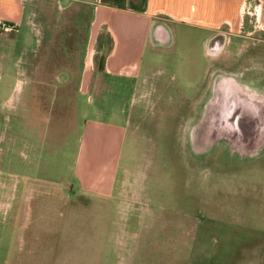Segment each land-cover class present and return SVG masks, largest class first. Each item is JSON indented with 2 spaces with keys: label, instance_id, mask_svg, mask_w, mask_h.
<instances>
[{
  "label": "rangeland",
  "instance_id": "1",
  "mask_svg": "<svg viewBox=\"0 0 264 264\" xmlns=\"http://www.w3.org/2000/svg\"><path fill=\"white\" fill-rule=\"evenodd\" d=\"M36 2L27 0L20 34L0 41V264H264V100L244 104L247 115L249 107L259 116L244 118L248 132L238 139L226 135L199 153L189 140L213 75L233 60L240 69L243 49L256 48L255 35L233 37L224 52L232 49L213 57L205 30L172 24L170 50L146 49L155 65L146 87L112 75V88L96 96L78 92L76 74L70 86L29 83L33 51L66 45L74 17L59 0H40L38 19ZM82 7L75 12L82 14L75 22L80 36L92 15ZM259 13L256 4L244 5L240 34L260 27ZM101 42L108 46L106 34ZM102 102L106 109L96 110ZM128 114L112 194H82L95 189L74 176L87 120Z\"/></svg>",
  "mask_w": 264,
  "mask_h": 264
},
{
  "label": "crops",
  "instance_id": "2",
  "mask_svg": "<svg viewBox=\"0 0 264 264\" xmlns=\"http://www.w3.org/2000/svg\"><path fill=\"white\" fill-rule=\"evenodd\" d=\"M59 1L65 5V8L68 6L66 9L73 11L71 16L74 17L70 18L72 22H75L74 18L78 15H82L75 13L83 10L82 6L91 11L89 29L83 36H78V38L81 37L79 47L69 48L64 45L61 48L55 45L57 47L55 48L51 44L37 47L33 51L36 58L33 62L32 77L31 79L28 77L31 84L51 83L67 86L72 83V74L74 76L76 74L79 80L78 92L90 93V95L93 93L98 96L112 88L109 77L118 75L123 77L124 85H127V82L131 85V82L139 79L140 87L143 88V85L146 87V81L150 76L149 70L155 67L145 58L146 49L170 50L175 42V31L172 24H192L205 30L204 42L209 45L211 38L220 30L240 31L244 21L243 9L247 2L256 4L260 8L258 14L260 27L256 29V36H258L256 48L259 53L264 54V0ZM26 2L27 0H0V20L10 28V31L0 32V41L7 42V37L10 41L11 34L15 33V37L20 34L25 20ZM133 3L140 7L131 5ZM35 5L34 14L37 12L38 19H42L44 15L40 11V0H37ZM39 32L37 31L36 34ZM103 34L107 35L108 46H104L101 42ZM40 36L41 32L38 39ZM104 49H106V57L104 66L101 68L96 59L99 53H104ZM61 56L62 58L59 59ZM51 69H54V72ZM56 70H61L58 76ZM225 76L230 75L225 74ZM132 92L134 89L131 90ZM41 100L40 97L39 102L42 105ZM76 100L78 102V99ZM97 107L96 110L99 111L106 109L103 102ZM78 108L79 104L76 105L75 110L78 111ZM77 114L78 112H75L71 117H76ZM71 117L69 121L72 122ZM124 117L123 120L118 115H113L112 122L87 120L82 143V157L77 162L74 176L83 187L92 184L95 189H83L82 194L92 196L112 194L116 181L117 164L121 159L131 124V114ZM27 146L33 150L31 149L32 141L28 142Z\"/></svg>",
  "mask_w": 264,
  "mask_h": 264
},
{
  "label": "flooded vegetation",
  "instance_id": "3",
  "mask_svg": "<svg viewBox=\"0 0 264 264\" xmlns=\"http://www.w3.org/2000/svg\"><path fill=\"white\" fill-rule=\"evenodd\" d=\"M258 21V18H255ZM257 29V28H256ZM256 29L252 32H244L246 35L240 34V31H232L230 29H223L220 30V32H217L210 40V43L208 45V53L209 55L216 57L215 52L220 51L218 53V56H222L225 52L228 50H231L230 48L227 51L224 52V50L227 48L228 44L230 45L232 42V38L235 37L236 39L239 38V36H243L247 38L248 36L255 35L256 42L258 41V36H256ZM229 35V36H228ZM229 38V39H228ZM228 39V40H227ZM253 39V38H252ZM254 48V47H253ZM248 48L243 49L244 54L240 57V69L237 67V63H234L235 60H231L232 64L229 65L228 70L224 71H217L213 77L217 80L220 75L227 74L230 76H233L235 79V83H239L243 86V93L256 97L257 99L264 100V54L259 53V50L257 51V48ZM250 61L248 63V61ZM229 62V61H228ZM248 63V64H247ZM213 79V78H212ZM232 79V78H231ZM256 79V80H255ZM260 79V80H259ZM238 85V84H237ZM215 86L213 87V90L211 91L210 97L212 99L216 96ZM259 97V98H258ZM209 100V98H208ZM256 121V120H255ZM215 128V126H214ZM189 129V128H188Z\"/></svg>",
  "mask_w": 264,
  "mask_h": 264
},
{
  "label": "bare ground",
  "instance_id": "4",
  "mask_svg": "<svg viewBox=\"0 0 264 264\" xmlns=\"http://www.w3.org/2000/svg\"><path fill=\"white\" fill-rule=\"evenodd\" d=\"M214 86L216 89V96L214 99L209 97V100L206 102L207 104L205 106L203 117L197 122V124H195L196 127L194 128V131L192 130L190 134V145L194 152L197 153L205 151L208 147L211 146V144L214 146L217 141L220 140L221 137L229 135L225 132H228V130L230 131V129L224 127V130H221V127L219 128L220 123L225 124L230 123L231 121V119H229L228 117V111L230 106L228 101L234 96L232 91L236 90V95L234 98L240 100L242 98V93L237 90V85L235 81H233L227 76H221L217 80H215L212 87ZM221 94H224L222 98L220 96ZM256 99V97L253 98L252 102L249 100H244V103L246 105L259 106V104L255 101ZM193 126V123L189 125V133ZM231 146L233 147V145Z\"/></svg>",
  "mask_w": 264,
  "mask_h": 264
},
{
  "label": "water",
  "instance_id": "5",
  "mask_svg": "<svg viewBox=\"0 0 264 264\" xmlns=\"http://www.w3.org/2000/svg\"><path fill=\"white\" fill-rule=\"evenodd\" d=\"M228 77H230V76H228ZM231 78H233V77H231ZM237 90L242 93L241 89H239V86H237ZM232 93L234 96L228 101L229 105H230L229 111H228V117H229V119H231V121H230L231 124L230 123H227V124L226 123L225 124L220 123L221 125L219 126V128L221 127L220 129L224 130L223 128L227 127L228 129H230V131L228 130V132H225V133H227L229 135L231 134L232 136L234 135L235 138L238 139L239 137H241L240 133L244 134V131L248 132V129H246V130L244 129V126H246L245 121H247V119H244V118H246V117L251 118V116L253 118L254 117L258 118L259 114H256L255 116H253L252 114L254 112H258V111H252L249 107H247L250 110V112H249V110L247 109V112L251 113V115L249 116L246 114V112L244 110V104H245L244 100L252 99L251 97L247 96L245 93H242V98L240 100V99L234 98L236 95V90L232 91ZM261 114H262V112H261ZM231 125H232V127H231Z\"/></svg>",
  "mask_w": 264,
  "mask_h": 264
},
{
  "label": "trees",
  "instance_id": "6",
  "mask_svg": "<svg viewBox=\"0 0 264 264\" xmlns=\"http://www.w3.org/2000/svg\"><path fill=\"white\" fill-rule=\"evenodd\" d=\"M145 0H143V2H144ZM131 5H134V3L133 4H131ZM135 7H140V6H136V5H134ZM142 7V6H141ZM143 9H144V7H143ZM76 20H77V18H75V22H76ZM75 22H72V24H69V27L70 28H67V33H68V39H66L67 41V47H69V48H75L74 47V45L76 44V42H77V39H78V36H79V30L76 28L77 26H76V23ZM65 33V32H64ZM80 39V38H79ZM61 44H62V42H61ZM62 48V47H61ZM105 57H106V52L105 53H103V56H102V63H101V68L104 66V61H105ZM60 58H62V56L61 57H59V59ZM67 86H70V85H67ZM73 93V92H72ZM74 95V94H73ZM73 100V99H72ZM72 102V101H71ZM73 102H74V105H73V107H75V103H76V99L75 100H73ZM72 104V103H71ZM53 111V110H52ZM53 113H55V111H53ZM56 114V113H55ZM67 116H68V114H67Z\"/></svg>",
  "mask_w": 264,
  "mask_h": 264
},
{
  "label": "built area",
  "instance_id": "7",
  "mask_svg": "<svg viewBox=\"0 0 264 264\" xmlns=\"http://www.w3.org/2000/svg\"><path fill=\"white\" fill-rule=\"evenodd\" d=\"M3 31H10V28L5 22L0 20V32H3Z\"/></svg>",
  "mask_w": 264,
  "mask_h": 264
}]
</instances>
